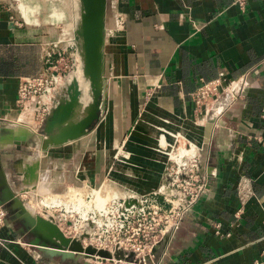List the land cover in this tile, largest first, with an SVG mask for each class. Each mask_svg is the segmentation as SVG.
I'll return each instance as SVG.
<instances>
[{"label": "crops", "instance_id": "1", "mask_svg": "<svg viewBox=\"0 0 264 264\" xmlns=\"http://www.w3.org/2000/svg\"><path fill=\"white\" fill-rule=\"evenodd\" d=\"M88 3L78 28L90 43L99 31V0ZM11 18L0 4V201L14 193L36 221L7 205L0 264H79L33 245L37 238L57 245L36 218L51 220L39 206L48 193L106 184L123 196L158 193L162 204L171 194L158 145L163 132L166 144L168 133L180 132L202 148L206 186L170 237L162 264H264V0H103L104 110L88 135L61 146L45 142L43 128L34 121L33 128L16 105L21 79L48 70V38ZM216 78L225 87L245 78L244 87L236 98L223 93L202 117L191 94L201 80ZM114 166L123 173H110ZM127 171L133 188L122 182Z\"/></svg>", "mask_w": 264, "mask_h": 264}, {"label": "built area", "instance_id": "2", "mask_svg": "<svg viewBox=\"0 0 264 264\" xmlns=\"http://www.w3.org/2000/svg\"><path fill=\"white\" fill-rule=\"evenodd\" d=\"M238 3L243 6L245 0H238ZM11 21L18 26L13 18ZM52 54L54 53L47 54L50 73L40 72L25 77L21 79L18 87L16 105L23 112L31 109V105L35 106L32 115L39 129L43 127L57 102L56 94L60 92L59 85L65 77L61 68L50 60ZM57 57L56 63L62 62L63 65L65 62L62 54L58 53ZM244 80L245 78L238 82L234 80L228 87L223 86L220 78L201 80L191 94L195 112L203 117L216 99L226 91H235L233 98L238 97L244 87ZM261 117H264V103L261 106ZM164 134L165 132L159 135L158 145L162 152L170 149L165 168L171 194L162 195V204L158 201V193L136 195L129 192L125 196H118L113 190L107 189V201L101 207L90 209L86 218L73 208L67 210L64 207H43L54 214L55 223L66 238L80 240L83 247L90 246L111 255L117 251L125 256L132 253L131 264H162L170 237L179 229L184 215L193 207L206 186L200 173L202 148L187 140L180 132L168 133L172 143L166 144ZM262 145L264 146V142ZM93 193L94 190H91L85 195V200L91 199L87 204H93ZM70 195H73L72 203H78L79 200L85 203L80 193L70 190L67 198ZM6 217V208L0 204V229ZM84 234L87 237L81 239ZM95 261L101 264H129L114 258L104 261L96 258L91 264Z\"/></svg>", "mask_w": 264, "mask_h": 264}, {"label": "rangeland", "instance_id": "3", "mask_svg": "<svg viewBox=\"0 0 264 264\" xmlns=\"http://www.w3.org/2000/svg\"><path fill=\"white\" fill-rule=\"evenodd\" d=\"M0 4L2 6L4 5L5 7L9 9L12 15V18L14 19L15 22L18 23V25L21 27L22 30L30 31L32 33L34 32H40L42 34L45 33V36L48 38V51L49 53H54L52 54L51 61L58 68H61V70L63 71L65 75V83L61 90L63 91V93L61 94L62 97L63 96L66 98L68 97L66 93L67 92L66 89L69 83H72L73 81L78 82L81 88V84L79 82V78H80L86 84L88 96L84 97V95L82 94L79 100L80 103L78 102L75 105L73 117L67 122L66 126H69L83 119L84 117H86L89 111L92 110L93 95H92L90 81L84 74V46L82 45L80 47L79 45V42L83 44V39L79 34L80 32L78 28L80 22L83 25L84 16L82 17V14L83 15L85 14L83 1L81 0H0ZM78 4H80V7L82 8H79ZM74 12H75V18H74ZM112 13H113V26L115 28V31H117V29H120V26H119L120 15H118V8L114 2H113ZM68 15L72 16L74 19L72 28H70V23L67 20ZM54 44H56L57 46L54 47L53 46ZM71 44H75L77 47V53L75 54V57L73 56V51L75 52V47L72 48ZM58 53L62 54V57L65 62L63 65H62V62L56 63V61H58V57H57ZM46 73H50V70L46 71ZM81 91H82V88H81ZM102 99H103L102 94H96V101L101 102ZM33 120L34 119L31 118V121H28V122L33 125V128H35L34 124L36 126L37 123L33 124ZM35 134H36V129H35ZM37 138L38 137H36V139ZM117 152L118 153H116L115 156L117 157L119 161L121 159L119 158L120 152L119 151ZM116 168H117L116 166L111 167L109 172L110 173L113 172L114 174H117L116 172L120 174L123 173V170L121 168L118 170ZM128 174L133 175L128 171L125 172V174L122 176V177H125V181L122 180V182L126 186L133 188L134 183L132 180H135V179L131 177L129 178ZM102 187H106L108 190H111L110 187L107 186L106 184H104V186ZM112 187H113L112 190L115 193L124 192L122 189L118 187H116V189L114 188L115 186H112ZM100 189H96V191ZM70 190L74 191V193L75 192L80 193L82 195V199H84L85 195H88V193H90V191L85 192L81 189L77 190L76 188L75 189L71 188ZM48 194L49 195H47L45 203H44L48 206L58 205L60 200L64 204H67L68 206L72 204H76V205L79 204L81 206L82 205L90 206V204L86 203L91 200L89 198H87L86 200L84 199L85 203L80 200L78 201V203H72L74 202L73 197H72L73 195L72 196L70 195L67 198L66 192L61 193V194L55 193V195H53L54 193H48ZM104 195L105 196L99 200H95L96 198L94 197L93 204L91 205L92 206L103 205L107 201V197H108L107 194H104ZM32 206H35V204ZM48 215L52 216L51 211L48 212L47 216ZM91 261H92L91 259H85L82 257V259L79 260V264H83V262L91 264Z\"/></svg>", "mask_w": 264, "mask_h": 264}, {"label": "water", "instance_id": "4", "mask_svg": "<svg viewBox=\"0 0 264 264\" xmlns=\"http://www.w3.org/2000/svg\"><path fill=\"white\" fill-rule=\"evenodd\" d=\"M101 3V5H100ZM85 21L86 17L89 14L91 10V4L89 6V3H85ZM99 26L97 31V36L96 38L91 35L90 37V43H88V37L85 35L83 36L84 39V51H85V59H86V69L89 72V75L92 78V81L95 80L98 75L103 74L104 70V62H103V57L100 52V49L103 45V37L101 32L103 31V25H102V18H103V0H99ZM85 21H84V26H85ZM95 59V60H94ZM67 94H69L71 102H68L65 107L60 110L59 112H53L52 110L50 111L49 116L47 117L44 125H43V133L45 136L49 133H54L58 138L60 137V126L62 124L63 119L68 117L72 110H73V102L76 101V99L79 97V90L78 87L73 86L67 89ZM96 94H102L103 99L101 102L96 101ZM104 95L105 93H102L101 91L95 92V97H94V105H93V110L86 115L84 119H82L79 122H76L71 126L70 129H68L65 134H67V137L70 140V142L76 141L86 135L89 134L90 128L93 126V124L99 119L101 112L104 110ZM58 104V100L56 102ZM59 140H52L49 144L52 146H61L67 143H59ZM68 142V143H70ZM15 202H18V204H13ZM24 202L17 197L14 193H11L10 196L5 199L4 201H0V204L3 205L7 210V205L10 206V209H18L19 214L22 216H25L29 221L35 222L36 219L34 217L30 216L27 213V210L23 204ZM37 221H40L44 223L45 225H48L50 229L54 232V239L57 241L56 246H49L48 244L44 242H40V239L37 238L33 245L37 246L38 249L51 256L55 257H60L63 260L71 259L72 261L76 260L79 261L84 257L85 259H91L94 261L96 258L97 260L104 261L106 259L111 260V258H114V260H123L129 264L132 263L133 259V254L130 253L128 255H124L122 252L117 251L115 254L111 255L110 253L103 251V250H96L90 246L83 247L81 244L80 240H75V239H70L66 238L63 233L57 228L55 224H53L51 221H46L42 219L41 217H36ZM87 237L86 234H84L81 239ZM67 250L69 252L76 253L82 257L80 259H74V257H71L69 253H67ZM76 258V257H75ZM83 264H86L83 262Z\"/></svg>", "mask_w": 264, "mask_h": 264}, {"label": "bare ground", "instance_id": "5", "mask_svg": "<svg viewBox=\"0 0 264 264\" xmlns=\"http://www.w3.org/2000/svg\"><path fill=\"white\" fill-rule=\"evenodd\" d=\"M81 1H83V6H84V9H85V3L87 2H89V0H81ZM80 3V2H79ZM79 5V8H82V7H80V4H78ZM67 16V15H66ZM84 17H83V25H84V21H85V14L83 15ZM67 20H68V22L70 23V28H72V24H73V17L72 16H69L68 15V18H67ZM74 30V29H73ZM81 33V32H80ZM79 33V34H80ZM74 35H75V33H74ZM82 35V34H81ZM74 39V38H73ZM76 39V38H75ZM83 39V38H82ZM79 45H80V47L83 45L84 46V41H83V44L81 43V42H79ZM85 51H84V74H85V76L89 79V81H90V85H91V89H92V95H93V105H94V97H95V92H97V91H101L102 93H105V89H106V80H105V78L104 77H102V75H98V77L95 79V80H93L92 81V78H91V76L89 75V72L87 71V69H86V59H85ZM81 72V71H80ZM82 75V74H81ZM81 75H79V76H81ZM79 82H80V84H81V88H82V91H81V88H80V85H79V83L78 82H75V81H73L72 83H69L68 84V86H67V89L68 88H70V87H73V86H76V87H78V90H79V97L76 99V101H74L73 102V110H72V112H71V114L68 116V117H66L65 119H63V121H62V124H61V126H60V137L58 138L54 133H48L45 137H41V138H43V140L46 142L47 141V139H50V141L48 140V142L47 143H50L52 140H59L60 142L59 143H68V142H70V140L71 139H69L68 137H67V134H65V132L68 130V129H70L71 128V126L73 125V124H75V123H73V124H71V125H69V126H66L67 125V122L73 117V113H74V110H75V105L79 102V100H80V98H81V96H82V94L84 95V97L85 96H88L87 95V86H86V84L84 83V81L82 80V79H80L79 78ZM64 83H65V77L61 80V82H60V91L62 90V87H63V85H64ZM67 89H66V91H67ZM89 92V91H88ZM63 93V91H61V92H59V93H57L56 94V97H57V100H58V104H54V106L52 107V111L53 112H59L60 110H62L64 107H65V105L68 103V102H71V99H70V96H69V94H67V98L66 97H62L61 96V94ZM67 93V92H66ZM80 103V102H79ZM93 105H92V110H93ZM78 106V105H77ZM91 106V105H90ZM35 106L34 105H31V109H27L23 114H28L29 115V117H30V119L31 118H33V115H32V110H33V108H34ZM82 108H83V106H82ZM91 110V111H92ZM91 111H89V113L91 112ZM81 113V112H80ZM88 113V114H89ZM26 118V117H25ZM85 118V117H84ZM83 118V119H84ZM82 120V119H81ZM81 120H79V121H81ZM34 121V123H36L35 122V120H33ZM79 121H77V122H79ZM37 126V125H36ZM22 127V126H21ZM164 130V129H163ZM35 132V131H34ZM33 132V133H34ZM165 141V140H164ZM45 147H46V145H45ZM169 151H170V149H168L167 151H165V152H163L166 156H168V154H169ZM128 176H129V178L131 177V178H135L133 175H130V174H128ZM104 186V185H103ZM106 191H107V188L106 187H102L100 190H98V191H94V195H93V197H95L96 199L95 200H99V199H101L102 197H104L105 195L104 194H106ZM118 196L120 195H122V194H120L119 192L118 193H116ZM57 196V195H56ZM45 200H46V198H42V199H39V206H40V208H42L43 209V207H51V206H48V205H46V204H44L45 203ZM104 202V201H103ZM53 207H64V208H66L67 210H71L72 208L74 209V211H77V212H79L80 213V215L83 217V218H86V216H87V213H88V211L90 210V209H93V207H101L102 205H98V206H92V205H90V206H85V205H76V204H72V205H70V206H68L67 204H64L61 200L59 201V203H58V205H52ZM48 212H50V210L48 211V210H46V215L48 214ZM52 213V212H51ZM54 214L52 213V216L50 215H48V217L55 223V219H54ZM42 219H44V218H42ZM44 220H46V221H48L47 219H44ZM50 220V221H51ZM55 225L57 226V228L59 229V226H58V224L57 223H55ZM60 230V229H59ZM61 231V230H60ZM57 243V242H56ZM49 246H56V245H49ZM67 253H71V252H69L68 250H67ZM72 254V253H71ZM72 255H74L77 259L79 258L80 259V257H82V256H80V255H78V254H76V253H73ZM74 256H71V257H74ZM84 258V257H83ZM92 262V261H91ZM86 264H88V263H86ZM93 264H101L99 261H95V263H93Z\"/></svg>", "mask_w": 264, "mask_h": 264}]
</instances>
